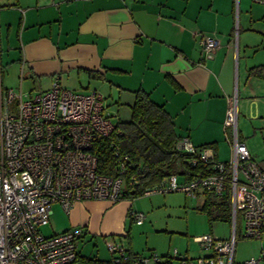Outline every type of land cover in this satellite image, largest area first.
I'll return each mask as SVG.
<instances>
[{
    "label": "crops",
    "instance_id": "0c3cea01",
    "mask_svg": "<svg viewBox=\"0 0 264 264\" xmlns=\"http://www.w3.org/2000/svg\"><path fill=\"white\" fill-rule=\"evenodd\" d=\"M255 3L0 0L1 75L4 64L15 72L18 84L22 73L20 84L31 82L27 90L31 94L48 89L54 76L72 90L92 85L103 95L107 109L111 107L109 99L130 106L134 91L143 90L170 114L180 138L195 147L211 144L206 147L208 153L220 161L231 154L224 119L228 98L235 96L237 125L241 112L252 121L238 128L239 136L251 157L261 161L264 78L248 73L249 67L264 65V12ZM200 32L212 34L218 42L207 55L197 42ZM246 139L253 141L250 144ZM198 195L205 197L203 192ZM129 209L136 210L128 198L77 201L67 211L61 231L81 226L89 236H119L138 252L131 246L130 228L141 225L145 214L138 224ZM262 246L261 241L254 244L242 262L257 255ZM176 251L179 257H173L171 264H182L188 252ZM198 252L197 256L205 254L200 247ZM157 253L170 255L163 247H158Z\"/></svg>",
    "mask_w": 264,
    "mask_h": 264
},
{
    "label": "built area",
    "instance_id": "2783aa9c",
    "mask_svg": "<svg viewBox=\"0 0 264 264\" xmlns=\"http://www.w3.org/2000/svg\"><path fill=\"white\" fill-rule=\"evenodd\" d=\"M197 42L206 55L218 46L212 34L198 33ZM22 76L17 90L4 86L0 66V264H84L80 249L89 235L81 226L51 235L40 231L49 221L52 204L68 211L81 200L116 202L136 179L131 176L126 185L128 156L120 154L113 140L109 146L116 156L114 173L97 170L93 146L115 128L99 91L68 89L54 76L48 89L31 94L21 89ZM237 114V99L230 96L224 119L231 148L228 160H217L203 148L199 158L210 163L211 173L182 183L173 174L142 193L208 192L219 200L226 197L231 236H194L205 254L182 258V264H234L237 237L260 239L264 234V160L253 159L239 138ZM176 146L194 151L187 139H179ZM129 215L138 224L144 219V213L134 209ZM237 215L243 222L240 230ZM104 242L109 264H163L167 259L156 251L133 257L119 236H105ZM171 256L179 257L176 249ZM262 263L264 246L243 264Z\"/></svg>",
    "mask_w": 264,
    "mask_h": 264
},
{
    "label": "trees",
    "instance_id": "16d2710c",
    "mask_svg": "<svg viewBox=\"0 0 264 264\" xmlns=\"http://www.w3.org/2000/svg\"><path fill=\"white\" fill-rule=\"evenodd\" d=\"M248 73L264 78V65L249 67ZM134 93V99L129 106L130 118L115 122V128L110 135L93 146V151L98 158L97 170L100 173L108 175L114 173L116 156L109 146L110 141L113 140L118 146L121 155L128 156L123 176L126 185L131 176L135 177L136 183L132 187L128 186L123 198L134 199L142 196L145 188L154 186L173 174L177 176V182L182 183L211 173L210 163L203 162L199 158L200 151L211 144L193 146L192 152L179 149L176 144L181 138L174 129L172 117L163 105L154 102L143 90L138 89ZM192 158H196L195 163L191 161ZM203 194L204 203L200 209L206 212L208 220H229L230 211L226 197L219 200L208 192ZM212 209H217L214 216L211 214ZM128 249L133 257L147 255L154 251L149 250L143 253L133 252L129 247ZM162 256L167 258L163 264L172 263L171 255ZM81 260L84 264H109L110 256L107 260H101L97 257L82 255Z\"/></svg>",
    "mask_w": 264,
    "mask_h": 264
},
{
    "label": "rangeland",
    "instance_id": "374dc122",
    "mask_svg": "<svg viewBox=\"0 0 264 264\" xmlns=\"http://www.w3.org/2000/svg\"><path fill=\"white\" fill-rule=\"evenodd\" d=\"M255 7H259L264 12V4L257 3ZM262 4V5H261ZM237 5V4H236ZM2 82L4 86L18 89V81L13 70L3 65ZM32 87L31 82L23 81L21 89L25 92ZM35 89V87H34ZM79 92H87L93 90L92 85H83L73 89ZM108 111L114 122L126 121L130 118V107L125 104H117L109 99ZM252 123L241 112L238 117V128ZM247 140V139H246ZM253 140H247L252 143ZM180 182L181 179L179 178ZM133 200V207L137 211L145 214V219L141 225L132 224L130 228L131 246L138 252L146 253L149 250L158 252V247H163L170 251L175 248L180 253L186 250L188 257L194 258L199 254L198 244L192 240L194 236L211 233L222 239L231 236V222L228 220L212 219L208 220L206 212L200 207L204 203L203 195L188 196L182 191H171L165 193H153L150 196H139ZM217 209H212L211 214L214 216ZM67 220V211H65L58 203L51 206V214L47 224L40 227V231L44 235H51L60 232ZM237 229L242 228L243 222L240 215H237ZM264 236V235H262ZM90 238V239H89ZM250 242L243 243L242 240ZM252 240V241H251ZM264 243V237L261 240L253 238H240L236 241L235 262L243 264V260L248 256L246 253L254 244ZM86 245L81 248V253L85 257H98L105 259L108 257L104 238L101 235H93L85 238ZM196 254V255H195ZM264 264V263H262Z\"/></svg>",
    "mask_w": 264,
    "mask_h": 264
}]
</instances>
